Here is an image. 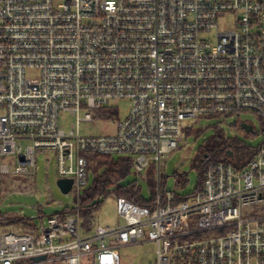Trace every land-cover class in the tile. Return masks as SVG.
I'll list each match as a JSON object with an SVG mask.
<instances>
[{"label":"built area","instance_id":"built-area-1","mask_svg":"<svg viewBox=\"0 0 264 264\" xmlns=\"http://www.w3.org/2000/svg\"><path fill=\"white\" fill-rule=\"evenodd\" d=\"M245 116L264 126V0H0V264H121L120 248L148 244L155 264H264L262 144L212 163L186 201L161 174L201 121L258 135ZM110 121L114 133L81 132ZM38 152L73 180L76 205L4 227L3 186L34 184ZM92 155L130 159L138 184L152 169L156 189L147 206L116 199L123 224L87 232Z\"/></svg>","mask_w":264,"mask_h":264},{"label":"rangeland","instance_id":"rangeland-1","mask_svg":"<svg viewBox=\"0 0 264 264\" xmlns=\"http://www.w3.org/2000/svg\"><path fill=\"white\" fill-rule=\"evenodd\" d=\"M227 25H221L226 28ZM120 116L122 120L126 117L129 104L120 103ZM251 121L258 135H250L243 130L234 131L226 126L224 130L227 138L237 137L243 143L252 148H258L263 143L260 124L254 117H243ZM75 123L72 117H63L62 126L68 127ZM115 123L110 121L106 123L94 122L82 125L81 132L85 135H103L114 133ZM193 134L185 138V142L166 160L162 161L161 174L163 183L167 191H175L181 196L192 195L198 187L199 176L194 170L193 162L198 154L200 147L215 135L216 121H201ZM200 131L199 134H197ZM233 136V137H232ZM38 174L35 177L34 184L30 182L6 181L2 190V211L13 216H24L33 220V223L40 225L42 220L60 213L66 207H74L76 201L73 193L63 194L57 185V164L54 157L47 156L46 152H38ZM187 174L189 183L184 189L178 188V180L175 174ZM93 179V177H92ZM139 185L142 186L144 197L149 200L151 193L144 176L137 178ZM129 181H135L134 172L129 176ZM24 184L25 190L20 191L19 187ZM123 224L118 217L116 208V199L110 198L106 201L102 210L97 215V225L117 226ZM155 246L148 244L144 248L122 247L119 249L121 264H155Z\"/></svg>","mask_w":264,"mask_h":264},{"label":"trees","instance_id":"trees-1","mask_svg":"<svg viewBox=\"0 0 264 264\" xmlns=\"http://www.w3.org/2000/svg\"><path fill=\"white\" fill-rule=\"evenodd\" d=\"M103 114L111 116L112 113L104 112ZM237 129L241 130L239 126ZM261 134L263 135L262 145L264 146V126L261 128ZM255 151L237 137L227 138L223 130L215 128V135L200 147L193 162L192 168L196 170L199 176V184L193 194L202 190L205 173L212 163L228 161L230 152L234 153L236 162L240 163L244 161V158L252 157ZM90 161L93 163L94 179L85 190L80 202L81 217L85 231L90 232L97 225V215L110 198L118 199L123 197L140 206H147L151 203L144 197L142 186L136 181L128 180L133 173L130 159L92 155L90 156ZM175 177L178 180V188L184 189L188 185L189 177L187 174L176 173ZM148 187L152 195L155 194L156 181L152 169L149 174ZM187 199L188 196L178 194V202L186 201ZM65 210L70 212L72 209L67 208ZM32 223V219L24 216L4 214L1 218L2 226L24 231L31 229Z\"/></svg>","mask_w":264,"mask_h":264},{"label":"water","instance_id":"water-1","mask_svg":"<svg viewBox=\"0 0 264 264\" xmlns=\"http://www.w3.org/2000/svg\"><path fill=\"white\" fill-rule=\"evenodd\" d=\"M242 129H244L246 132H253V127L243 124ZM234 153L230 152L229 153V157H233ZM57 185L60 188V190L62 191L63 194H69L71 189H72V185H73V180L71 179H61L57 181Z\"/></svg>","mask_w":264,"mask_h":264}]
</instances>
